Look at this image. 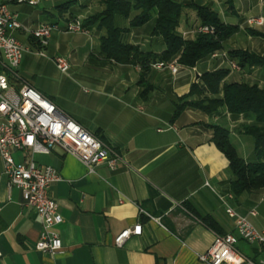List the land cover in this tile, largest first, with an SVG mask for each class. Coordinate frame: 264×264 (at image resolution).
Segmentation results:
<instances>
[{
    "label": "crops",
    "instance_id": "obj_1",
    "mask_svg": "<svg viewBox=\"0 0 264 264\" xmlns=\"http://www.w3.org/2000/svg\"><path fill=\"white\" fill-rule=\"evenodd\" d=\"M47 1L57 10L49 23H58L59 29L52 32L45 56L25 45L30 50L17 68L20 81L100 138L121 160L115 169L101 162L89 170L58 147L50 154L33 156L38 166H51L60 174L50 189L63 218L55 227L62 250L53 255L36 250L42 220L24 204L19 189L9 188L0 157V264H205L197 256L211 246L215 233L236 234L225 203L264 232V192L233 196L228 160L210 142L209 125H220L229 130L238 155L254 162L253 139L240 132L243 124L253 123V117L232 116L224 107L211 114L187 107L172 120L174 97L187 95L193 84L202 93L194 92L187 101L209 96L200 79L203 73L228 69L225 82L264 87V66L235 71L227 56L230 50L242 49L264 57V38L248 33L250 29L264 34V0H173L187 6L177 29L185 39H195L200 26L192 4L207 6L238 31L214 57L195 67L179 65L176 74L168 67H151L143 85L138 83L139 65L106 58L100 48L105 32L97 25L81 34L65 32L66 23L58 22L83 21L98 14L104 10L103 0ZM60 10L65 12L63 17ZM88 10L95 13H82ZM131 18L116 19L119 27L128 29L122 40L145 53H162L165 44L153 33L155 16L134 28L129 27ZM251 19L263 23L251 25ZM233 37L240 39V47ZM57 56L67 59L68 72L56 68L53 58ZM13 157L19 161L22 153ZM252 210L256 215L250 214ZM204 216L214 220L216 231L200 220ZM137 223L142 225L141 234L116 246L115 236Z\"/></svg>",
    "mask_w": 264,
    "mask_h": 264
},
{
    "label": "built area",
    "instance_id": "obj_2",
    "mask_svg": "<svg viewBox=\"0 0 264 264\" xmlns=\"http://www.w3.org/2000/svg\"><path fill=\"white\" fill-rule=\"evenodd\" d=\"M47 0H0V157L3 173L8 178L9 188L21 191L24 204L35 209L42 220L43 230L35 244L38 251L58 254L62 242L55 227L63 218L58 204L50 196L51 186L60 180L59 172L51 166H38L35 154H50L55 148L73 154L89 170L105 162L115 169L121 158L112 153L100 138L83 128L63 113L51 100L27 83H21L17 68L29 47L18 39L16 33L23 31L31 38L38 55L45 56L43 49L49 45L51 34L59 29L58 23L44 22L35 28L24 26L19 20L17 7H37ZM251 25H261V19L249 20ZM65 32L87 34L79 18L68 20ZM198 34H212L214 28L199 26ZM214 57V53L211 54ZM56 68L66 73L69 63L66 58H53ZM152 68L168 67L176 74L179 64L176 60L164 64H151ZM230 68L239 71V66L230 61ZM22 153L16 161L14 153ZM232 198V196H229ZM226 215L234 220L236 234H214L211 246L198 260L205 264H264V232L257 230L250 221L225 203ZM251 215H256L252 210ZM142 225L121 230L114 238V244L121 246L130 236L140 235ZM239 240L256 246L253 257L243 255L237 248Z\"/></svg>",
    "mask_w": 264,
    "mask_h": 264
},
{
    "label": "trees",
    "instance_id": "obj_3",
    "mask_svg": "<svg viewBox=\"0 0 264 264\" xmlns=\"http://www.w3.org/2000/svg\"><path fill=\"white\" fill-rule=\"evenodd\" d=\"M104 10L87 17L82 21L84 28L97 25L105 32L100 39L101 51L107 59L120 64L139 65L141 73L138 83L143 85L151 64L162 62L167 64L172 60L184 67L195 65L223 48V43L238 31L237 26L224 24L218 14L207 6L192 4L200 26L214 28L212 34H197L193 40L185 39L178 32L180 18L186 5L173 0H103ZM135 13L132 18V13ZM65 12L59 11L61 17ZM154 18L153 33L162 38L166 49L160 53H145L137 46L122 40L128 29L117 25L116 19H129V27H140ZM252 36L264 38V34L248 30ZM29 44H33L30 37ZM36 46V45H35ZM230 61L235 62L240 70L255 66H264V57L249 50L234 49L227 53ZM228 69H218L203 73L200 77L207 95L201 100L187 101L194 92L202 93L193 84L187 95L176 97L172 120H175L187 107L196 108L206 114H211L224 107L232 116L251 115L253 123L243 124L240 132L253 139L256 160L246 162L240 157L230 140L229 130L220 125H209L213 130L210 142L228 160L231 173V193L239 196L243 193L264 192V87L243 82H225ZM148 90L143 92L145 95ZM221 93V95H219ZM194 213V212H193ZM195 215L196 212H195ZM200 220L210 229L216 231V223L211 217H200Z\"/></svg>",
    "mask_w": 264,
    "mask_h": 264
},
{
    "label": "rangeland",
    "instance_id": "obj_4",
    "mask_svg": "<svg viewBox=\"0 0 264 264\" xmlns=\"http://www.w3.org/2000/svg\"><path fill=\"white\" fill-rule=\"evenodd\" d=\"M17 10L19 12V20L26 27H28V26L29 27H37L40 23L52 22V21L55 20L54 19V15H56V13H57V10L54 8L53 3L48 2V1L42 2L37 7H31V6H28V5H22V6L17 7ZM82 13H84V14L88 13V15H89V14H93L95 12H93L91 10L90 11L88 10V11H83ZM58 22H59V24L61 26H64L65 23H66L62 19L58 20ZM16 36H18V38L25 45L29 44L28 41H27V37H28L27 33H24L23 31H21L19 34L16 33ZM233 40L237 43L236 47H240L241 46V41H240L239 38L233 37ZM43 53L46 55V50L45 49H43ZM175 98L176 97H174V99ZM237 246L239 247L240 252L243 255L248 256V257H252L253 256V251L256 249V246L248 245L245 242H241Z\"/></svg>",
    "mask_w": 264,
    "mask_h": 264
}]
</instances>
